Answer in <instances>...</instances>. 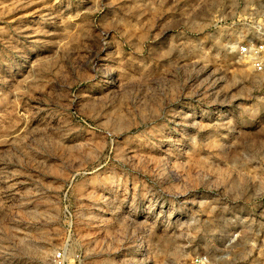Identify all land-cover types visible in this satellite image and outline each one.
Instances as JSON below:
<instances>
[{
  "label": "rangeland",
  "instance_id": "1",
  "mask_svg": "<svg viewBox=\"0 0 264 264\" xmlns=\"http://www.w3.org/2000/svg\"><path fill=\"white\" fill-rule=\"evenodd\" d=\"M264 0H0V264H264Z\"/></svg>",
  "mask_w": 264,
  "mask_h": 264
},
{
  "label": "built area",
  "instance_id": "2",
  "mask_svg": "<svg viewBox=\"0 0 264 264\" xmlns=\"http://www.w3.org/2000/svg\"><path fill=\"white\" fill-rule=\"evenodd\" d=\"M241 54L247 55L253 61L254 67L258 71L263 70L264 45H260L257 47L250 44H246L242 48Z\"/></svg>",
  "mask_w": 264,
  "mask_h": 264
}]
</instances>
